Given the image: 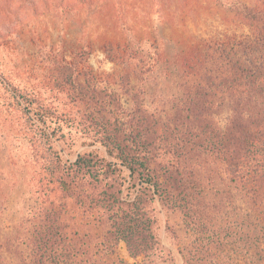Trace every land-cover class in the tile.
<instances>
[{
    "label": "rangeland",
    "instance_id": "374dc122",
    "mask_svg": "<svg viewBox=\"0 0 264 264\" xmlns=\"http://www.w3.org/2000/svg\"><path fill=\"white\" fill-rule=\"evenodd\" d=\"M20 93L50 109L49 144L32 145ZM263 104L264 0H0V264H264ZM134 140L162 188L203 200L208 254L157 200L151 250L111 234L105 194L140 188L115 158Z\"/></svg>",
    "mask_w": 264,
    "mask_h": 264
},
{
    "label": "trees",
    "instance_id": "16d2710c",
    "mask_svg": "<svg viewBox=\"0 0 264 264\" xmlns=\"http://www.w3.org/2000/svg\"><path fill=\"white\" fill-rule=\"evenodd\" d=\"M229 68V73L232 72L233 74H237L239 78L243 77L245 80L254 78V71L250 68L243 69L233 62L231 64L229 63ZM234 82L227 86L233 97L236 96L239 86V84H235ZM198 90L199 89H195L191 93V95L194 96V100L197 101H199ZM248 92L249 90L246 93ZM16 97L17 99L14 97L16 101L13 106L17 107L15 110L22 115L24 122L29 125L27 133H30L32 145L49 144L51 142V134L47 132L46 123L50 121V109L45 108L23 93L16 95ZM235 102V107H237L236 110L246 111L249 117L252 112L256 110V106L260 104V102H252L244 99H239ZM203 104L204 102L198 103L197 105ZM204 109L205 108L199 110L202 112ZM261 110L264 112V108ZM241 128L240 120L239 124L234 127V130L238 132ZM223 136L224 135L217 137L213 140L211 145L213 148L220 146L219 150H222L221 155L226 163L234 162L235 157H239V155L234 156L236 154L235 147L239 149V144L242 143V141L240 138L232 141L229 140L228 143L232 151L230 152L231 154H227V151L224 150L228 146L225 143L227 137ZM133 143L135 147L133 148L132 154L122 155V150H120L118 156L115 158H117L121 165L129 171L130 180L138 183L140 188L131 200H123L113 193L105 194L103 201L106 203L107 209L111 211V220L113 222V231L111 234L125 242L133 258L139 256L142 252L151 250L154 245H157V240L152 231L155 218L149 213L151 212L150 205L157 200L170 210L177 209L182 212L186 220L185 224L187 228L193 231L197 236L193 241L196 243L197 250H199L198 253L208 254L210 251L209 245L213 242V235L206 224L208 219L204 214L205 206L204 203H202L203 200L201 201V197H198V194L197 196L190 194L186 191L188 188L178 191L179 194L167 192V189L161 187L162 182H160V178L155 169L150 165V151L145 146L140 145L137 140H134ZM107 153L110 156L113 155L108 147ZM80 160L81 157L78 156L73 166L81 169L79 166ZM236 160H240V157ZM23 264L27 263L23 262ZM120 264L123 263L120 262Z\"/></svg>",
    "mask_w": 264,
    "mask_h": 264
}]
</instances>
